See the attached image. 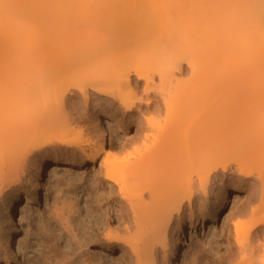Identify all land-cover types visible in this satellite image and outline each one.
Wrapping results in <instances>:
<instances>
[{
  "label": "bare ground",
  "instance_id": "obj_1",
  "mask_svg": "<svg viewBox=\"0 0 264 264\" xmlns=\"http://www.w3.org/2000/svg\"><path fill=\"white\" fill-rule=\"evenodd\" d=\"M77 47L103 64L75 69ZM126 121L142 130L118 134ZM95 165L82 195L49 181ZM51 187L65 195L20 242V206ZM220 210V264H264V0H0L1 264L35 246L36 264H183L186 222Z\"/></svg>",
  "mask_w": 264,
  "mask_h": 264
},
{
  "label": "rangeland",
  "instance_id": "obj_2",
  "mask_svg": "<svg viewBox=\"0 0 264 264\" xmlns=\"http://www.w3.org/2000/svg\"><path fill=\"white\" fill-rule=\"evenodd\" d=\"M42 26L45 28L47 27V23H43ZM87 24L83 23L82 21L77 23L72 24L70 31L71 33H77L79 35H81L84 31V29L86 28ZM69 33H67L68 35ZM53 36H55L54 34V29H52L51 27V39L54 38ZM82 47H77V50L75 51L74 55L70 56L72 61H69L70 65L73 64V67L77 70H82L81 72H85L83 70L86 71H90L93 70L95 67H100L99 63L104 61L103 56L101 57V55H98V52L95 51L94 52H89L86 51L84 49H81ZM69 57V60H70ZM36 58V57H35ZM49 61L46 62L44 65V68L49 66H55L57 63H55L54 61H51V56L48 57ZM102 59V60H101ZM36 60V59H35ZM108 61V60H107ZM105 61L104 66L106 65V69L109 68L111 69V65H110V61ZM33 62V57H28L26 63L27 67L25 65V69L28 71L30 69H32L34 71V67H38V66H42L41 65V61H39L40 63H35L38 64L36 65ZM107 62V63H106ZM103 64V62H102ZM108 64V65H107ZM34 65V66H33ZM70 65L69 68H70ZM43 67V66H42ZM71 68V69H74ZM74 69V70H75ZM31 70V71H32ZM35 70H41L39 67L35 68ZM76 70V71H77ZM80 72V71H79ZM55 90V89H53ZM52 90H51V95H52ZM76 102V107L79 111H77L76 109V115H78V113H80L79 116L80 118L84 119L86 118L85 116H87L84 112L86 110H84V106L82 105L81 102H78L80 100H75ZM90 107H88V112H91V108L93 107L92 104L89 105ZM106 106L107 108H110L107 104L103 105ZM138 108L134 109L133 112L137 111ZM78 112V113H77ZM84 114V115H83ZM145 114L144 111L142 113H140L138 116L139 118L142 120V115ZM112 116V111L111 110H107L105 112H99L97 114V126L99 128H101L102 130H108L109 128V122H110V118ZM134 121V120H133ZM126 126L124 129H118L117 133L118 134H123V132L128 133L129 135H133L138 131L142 130V125L138 126L135 122L130 123L128 121L125 122ZM95 169H98V165H95L91 170V173H86V170H80L78 172H72L73 174L70 175H66V174H58V175H54L49 179L51 184H55L56 182H58V184L63 188L64 193L70 189L72 192H75L79 195L83 194V184H84V179L83 176L85 177L86 180L88 179H92L93 177V172ZM76 177V178H75ZM75 178V179H74ZM54 188H48L47 190H45L44 197L41 203H39L38 205L32 206V208H30L28 205V207L26 205L24 206H20L21 207V214L23 213L25 218L23 220V230L20 234V242H24L26 237H33L34 238V242L37 241L38 237H40L39 235L42 233L41 230V218L45 217L48 215V213L51 211V209L53 208V206L55 204H58L61 201V195H63V193L61 194V192L63 191L62 189H58L59 191H57V189L53 190ZM66 190V191H65ZM56 191L58 194H56ZM93 191V190H92ZM234 191V189H228L227 193L230 194ZM73 193V194H75ZM82 193V194H81ZM65 195V194H64ZM63 195V196H64ZM58 196V197H57ZM244 195L241 196L240 200L238 203H242L244 201ZM60 198L59 200H57V198ZM230 195H229V199H230ZM57 202H56V201ZM232 203V202H231ZM231 203H227V209H229L231 205ZM53 210V209H52ZM111 213H109V215H111L113 217V219L116 218V212L114 213L112 210H110ZM222 210H220L218 212V218L215 222L214 227H209L210 224V220H206L204 223L206 224L205 226H198L195 229H193L192 233L188 232V228L190 227L189 222H186L185 224V230L187 232L186 234V243L184 244L182 250H181V258L184 260L183 264H220L221 260L223 257H225V253H227L228 251V242L230 239H232V235L230 237V232L228 231L230 230V223H231V219L230 217H223V213H221ZM115 214V215H114ZM29 223V224H28ZM41 223V224H40ZM28 225L29 228H28ZM28 233V234H27ZM230 238V239H229ZM91 250V252L94 253H103L102 249L98 246H90L89 247ZM39 247H37V251H36V246L35 249L33 248L34 251H32L31 253H25L23 254V257H21V261L19 262V264H36L35 259L40 261L39 258ZM25 250V248H24ZM119 254V251H113L112 252V257L116 258ZM225 254V255H224ZM35 255V257H33ZM260 256H258V259L260 260L261 258H259ZM35 262V263H34ZM1 264V263H0Z\"/></svg>",
  "mask_w": 264,
  "mask_h": 264
}]
</instances>
